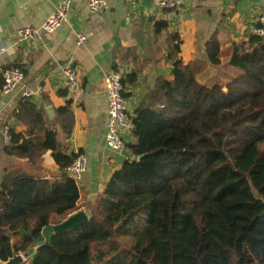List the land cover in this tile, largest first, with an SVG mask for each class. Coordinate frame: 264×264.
<instances>
[{"label": "trees", "instance_id": "16d2710c", "mask_svg": "<svg viewBox=\"0 0 264 264\" xmlns=\"http://www.w3.org/2000/svg\"><path fill=\"white\" fill-rule=\"evenodd\" d=\"M172 53L171 80L157 81L132 121L128 149L141 159L112 174L89 222L34 247L46 227L80 211L79 186L67 174L5 173L0 262L35 249L29 264H264V38L233 44L228 64L239 72L225 84L206 73L220 65L216 39L188 65L178 44ZM70 106L58 110L68 135ZM14 117L26 131L9 129L4 154L35 163L51 152L65 172L75 155L46 113L21 99Z\"/></svg>", "mask_w": 264, "mask_h": 264}, {"label": "crops", "instance_id": "0c3cea01", "mask_svg": "<svg viewBox=\"0 0 264 264\" xmlns=\"http://www.w3.org/2000/svg\"><path fill=\"white\" fill-rule=\"evenodd\" d=\"M60 0H0L1 73L9 67H19L24 73L23 85L43 87V93L30 100L55 124L59 142L68 155L82 154L88 166L79 185L80 211L90 216L98 198L112 174L131 157L128 145L134 144L133 134L125 136L126 149L112 151L106 146L108 101L105 83L111 71L121 74L127 113L135 117L137 110L149 105L148 95L160 79L171 80L173 49L180 48L178 58L184 65L206 56V44L216 39L220 44V65L206 72L215 81L225 84L239 71L229 66L233 44L245 42L253 35L256 19L264 0H182L178 11L163 10L156 0H104L108 8L92 14L88 8L74 2L68 23L53 35L40 40L16 44L18 29L39 27L53 13ZM158 23L165 28L157 32ZM77 34L87 37L85 45L77 44ZM118 49L115 51L116 42ZM72 65L78 71V88L73 91L64 75ZM226 69L231 75H218ZM8 103L0 111V126L7 119L6 129L24 133L14 113L18 96L6 97ZM70 101V134L61 127L58 110ZM53 108V117L47 113ZM11 114L10 116H6ZM6 142L0 137V182L7 171L20 170L28 176L60 181L66 171L55 164L51 152L35 163L4 154ZM79 211V212H80ZM35 249L26 257L32 258Z\"/></svg>", "mask_w": 264, "mask_h": 264}, {"label": "built area", "instance_id": "2783aa9c", "mask_svg": "<svg viewBox=\"0 0 264 264\" xmlns=\"http://www.w3.org/2000/svg\"><path fill=\"white\" fill-rule=\"evenodd\" d=\"M158 7L163 10L178 11L182 7V0H156ZM74 2L84 4L92 14L104 12L108 6L104 0H60L53 13L39 27H23L16 33L17 42L20 44L27 41L40 40L43 35H53L65 24L68 23L70 11ZM253 35L264 38V7L256 19ZM77 44L85 45L87 37L84 34H77ZM178 44V41H176ZM11 48L0 49V54H5ZM64 75L69 82L71 90L78 88V71L72 65L64 68ZM24 73L19 67H11L2 71L1 92L4 97L18 96L20 99L33 100L43 93V87H30L23 85ZM122 76L117 71H111L105 77L108 101V117L106 122V146L112 151H123L126 149L125 136L132 133L133 118L128 115L126 100L124 97V86ZM11 136L9 130L4 133V141L9 143ZM88 162L84 155L77 154L66 169L67 176L74 180L79 186L84 174L87 171ZM25 257L24 264L31 260Z\"/></svg>", "mask_w": 264, "mask_h": 264}, {"label": "water", "instance_id": "95a60500", "mask_svg": "<svg viewBox=\"0 0 264 264\" xmlns=\"http://www.w3.org/2000/svg\"><path fill=\"white\" fill-rule=\"evenodd\" d=\"M115 42H116V48H115V51H116L118 49V41H115ZM112 68L110 67L111 71H112ZM7 103H8V99L6 97L2 98L0 102V111L6 106ZM53 111L54 110L52 107H49L47 109V113L50 118L53 117ZM10 115L11 114H7L6 116L8 117ZM6 123H7V119H5L0 126V137L2 140L4 139V133L6 131ZM140 159L141 157H138V158L136 156L130 157L131 161L140 160ZM89 220H90V217L87 215V213H85L84 211H80L76 214L71 215L70 217H68L66 221H64L63 223L59 225L48 226L43 230L40 238L35 243L34 247H41L45 245L48 237L55 236V235H58V236L63 235L69 231L76 229L77 227H80L86 224L87 222H89ZM26 256H27L26 254H20V253L14 252L13 256L10 259H8L5 262H0V264H24L25 263L24 258Z\"/></svg>", "mask_w": 264, "mask_h": 264}, {"label": "rangeland", "instance_id": "374dc122", "mask_svg": "<svg viewBox=\"0 0 264 264\" xmlns=\"http://www.w3.org/2000/svg\"><path fill=\"white\" fill-rule=\"evenodd\" d=\"M218 75H220L223 78H225V77L230 76L231 75V72L229 70H226V69H220L219 72H218ZM29 260H31V258Z\"/></svg>", "mask_w": 264, "mask_h": 264}]
</instances>
